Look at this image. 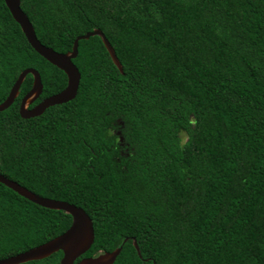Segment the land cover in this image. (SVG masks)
Here are the masks:
<instances>
[{"label":"trees","instance_id":"obj_1","mask_svg":"<svg viewBox=\"0 0 264 264\" xmlns=\"http://www.w3.org/2000/svg\"><path fill=\"white\" fill-rule=\"evenodd\" d=\"M21 7L39 40L61 53L102 30L124 73L100 36L81 40L76 98L23 118L29 74L0 112V173L84 208L95 242L81 258L123 246L114 264H264V0ZM27 68L42 76L36 103L68 85L0 0V103ZM72 221L0 182V260L60 236Z\"/></svg>","mask_w":264,"mask_h":264},{"label":"water","instance_id":"obj_2","mask_svg":"<svg viewBox=\"0 0 264 264\" xmlns=\"http://www.w3.org/2000/svg\"><path fill=\"white\" fill-rule=\"evenodd\" d=\"M5 2L14 19L21 26L31 46L41 56L67 74L68 85L61 92L46 97L36 106L30 108V106L41 97L44 91V84L42 76L37 69L27 68L19 75L11 88L8 97L0 103V112L5 111L14 104L16 99L20 96L21 87L29 74L33 75L34 82L30 91L22 98L20 114L23 118L40 116L51 106L67 103L75 99L79 91L82 75L73 60L77 58L79 54V42L93 36H100L102 38L113 62L119 70L124 73L123 65L119 60L114 47L102 30L96 29L85 35L79 36L75 40L73 50L67 53H61L52 47L44 45L39 40L33 23L21 7L22 0H5ZM0 182L38 205L49 209L63 210L73 218L69 229L60 236L23 253L1 259L0 264H22L29 261L42 260L59 251L63 252L61 264H114L116 262L118 256L122 252L123 246L118 247L112 252H105L97 256L81 258L91 249L95 242L94 222L84 208L66 201L41 196L1 173ZM127 240L128 239H126L125 242ZM134 245L139 255L142 257L140 247L135 239Z\"/></svg>","mask_w":264,"mask_h":264},{"label":"flooded vegetation","instance_id":"obj_3","mask_svg":"<svg viewBox=\"0 0 264 264\" xmlns=\"http://www.w3.org/2000/svg\"><path fill=\"white\" fill-rule=\"evenodd\" d=\"M42 100H43V99H42ZM42 100H41V101H42ZM41 101H39V102H37V103L35 102L34 104H32V105L30 106V108H33L34 106H36V105H37L38 103H40Z\"/></svg>","mask_w":264,"mask_h":264}]
</instances>
